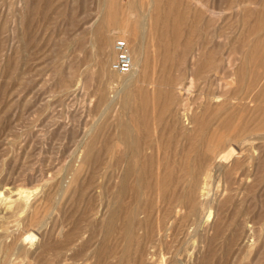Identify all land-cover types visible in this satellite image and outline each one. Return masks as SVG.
Listing matches in <instances>:
<instances>
[{"label":"rangeland","instance_id":"1","mask_svg":"<svg viewBox=\"0 0 264 264\" xmlns=\"http://www.w3.org/2000/svg\"><path fill=\"white\" fill-rule=\"evenodd\" d=\"M116 38L128 42L133 64L136 41L158 65L155 85L141 75L117 100L135 68L111 70ZM206 53L213 57L200 63ZM263 54L264 0H0V264H264ZM246 57L247 87L237 77ZM218 98L226 108L208 113L200 142L228 117L238 158L214 160L225 144L216 147L211 165L197 171L199 215L182 210L181 223L157 239L170 180L179 181L178 193L191 184L202 150L195 143L185 162L182 114ZM169 140L164 153L157 146ZM140 147L147 178L164 183L161 197L147 193L152 213L135 193L118 197L126 154ZM157 153L165 155L160 164L151 160ZM136 161L131 182L143 175ZM112 209L133 217H118L105 243Z\"/></svg>","mask_w":264,"mask_h":264},{"label":"bare ground","instance_id":"2","mask_svg":"<svg viewBox=\"0 0 264 264\" xmlns=\"http://www.w3.org/2000/svg\"><path fill=\"white\" fill-rule=\"evenodd\" d=\"M245 1L247 2L249 0H245ZM107 17H108V15H107ZM119 29H122V33L125 34V32H126L125 27L120 26ZM144 34H146V33H144ZM144 37H145V35L143 36V38ZM135 40H137V39H135ZM103 41L107 42L108 41V37H107V39L104 38ZM109 44L111 45L110 42H109ZM154 44H156V42ZM106 45H108V44H106ZM156 46H157V44H156ZM132 47H133L134 53H136L135 51H137V53L139 54V56H137V58L134 57V64H133V56H134V54L131 53V50H130V53H131V56H132V70H133V68H135V71L130 76H128V78H126V83L124 85V88H122V91H119L120 92L119 95H118V93L116 94L115 100L119 99L125 93V90L127 89V87L132 82L137 81L138 83H141V81H142V80H140V78H141L140 76L141 75L144 77L142 79H145L148 82L149 85L153 86V85H155L157 83V79H155L154 76H155V72H156V69H157L158 65L157 64H153L152 65L151 59H149V57L147 55H145L144 52H145V49H146V43L142 42V43L138 44V42L133 41L132 42ZM134 47H136L137 50H135ZM204 47H205V44H204ZM215 49H214V51H215ZM263 56H264V54L262 56H260V57H262V59L264 60ZM164 57L165 56L160 58V63L158 62L160 67H162V70H166V67H167V64L165 62V58ZM211 57H213V55L211 53H206L204 55L202 54L200 56V58H201L200 63H202L205 60L208 62L211 59ZM249 59H250L249 57H246L245 60H244V63L243 64L241 63V66H240V68L237 71L238 81H239L240 84L244 85L245 87H247L246 86L247 85L246 84L247 83L246 78H247V76H249L248 73L250 72L249 66H248V64L250 63ZM154 61H155V59H154ZM211 64H212V62H211ZM214 64H216V63H214ZM198 65H200V64H198ZM203 68H204V65L201 66L200 68L198 66V71L202 72ZM132 70H131V72H132ZM205 71H207V70H205ZM131 72H129V73H131ZM136 72H137V74H135ZM128 74H126V75H128ZM250 75H251L250 76V80L253 81V76H252L253 74L250 73ZM258 77H259V75H255L254 78L257 79ZM161 82H162L161 86H163V87H167L169 85V81L165 77H163ZM203 83H204V81H203ZM142 84H144V83H142ZM189 90H190V88H188L186 91L188 92ZM190 92H192V91H190ZM167 94H168V90L163 91V93L162 92L161 93L153 92V93H151L150 98H152V99H156L157 98L158 99V97L166 96ZM142 102L144 104V101H142ZM225 108H226V105L221 102L220 98H218L214 102V105L213 104H210V105H205L204 104L203 107H200L197 111H195L193 113L187 111L185 114H182V118H181V122H180L181 123V130L184 131V134L186 135V144H185L186 146L183 149V151H184L183 153H185V159H186L185 162H187L188 154L192 151V148H193L195 143H197V146H198L197 150H200L201 147H202L201 148L202 150H201V153L199 155H197L196 159L195 160L193 159L194 164H193V167L190 168V174L192 175L191 177L193 178L192 181H191V184H188V185L186 184V186L184 188L182 187L183 189L180 190V192L178 193L177 189H178L179 181L176 180V179L170 180L171 183L168 186V189L170 190V197H169L168 202H167V208L165 209L166 211L162 215L160 214V215L157 216L156 230L152 229L153 230V234L156 233L158 235L157 239H161L163 236H165L166 233L168 231H170V229H172L173 227H175L177 225V222L181 223V220L179 219L178 216H179V213L182 210H184V209L187 210V214L193 213V214H195V216L199 215V208H197V203H198V201H197V190L199 189V181L197 179V177H198L197 176V171L198 170L202 171L203 169H205L206 167L211 165V163H212L211 161L214 159V158L211 157V154H212L213 151H215L214 149H217L216 147H218V146L222 147L225 144L222 147L221 151L217 154V156H215L214 160H217L218 158H222L221 161H224V160H227V159H229V158H231L233 156H236L238 158V155H236V150L233 147V145H234L233 143H234V140H235L236 136L233 134L232 136H227L226 137V134H225V132H227L228 130H230L232 128L231 124L233 125V123H231V119H229L228 117H222L218 121V124H217L218 131H216V136L213 135V136H215V138L207 137V139L205 141V144H201V142H200L201 139L205 136V130L208 127H210L211 124H212V117L208 118V113L209 112L210 113L214 112V116H216L218 113L224 112ZM261 128L263 129L264 126L262 125ZM123 135L129 141L134 139V137H133L134 134L133 133L131 134L130 132H125ZM163 139L164 138L159 139V142L160 141L163 142ZM159 142L157 143V145H160ZM169 143H171V144H169ZM93 144H94V140L90 141L89 144L87 145V147H86L87 155L90 154V151L93 148ZM168 144L173 147V142L170 141V140L167 143L166 142L163 143L162 146H157V147L158 148H162L163 152L165 153V151L169 150V148H170V146H168ZM226 145H228L227 148H226ZM146 150L147 149L145 147H142V148L140 147L139 149H137V151H136V149L132 148V150H129L130 152H128L126 154V157H127L126 168H125L124 174L122 175V177L120 179V183H119V186H118V197H119V199L123 198L128 192L135 193V196L137 195L139 197V200L142 201L143 198H144L145 207H143V209H147L148 207H150L151 208L150 211L152 213V211L154 210L156 205H153V202H150L148 198L146 199L147 193H148V191L149 192L150 191H154V192H157V195L159 194L160 197H161V193H162V190L164 188V183H163V180H161V178H159V179L157 178L156 181H154V179L152 181H149V179L147 178V176H146V174H147L146 165L147 164H146V161H145V158L147 157L146 156ZM238 152L240 153V151H238ZM142 155H144V160L141 161L142 158H140V156L142 157ZM182 155H184V154H182ZM136 157L141 161V162L139 161L140 162L139 164H140V167L142 168L143 175L138 181H137V179H135L133 182H131L132 177L134 175L136 176V173H137ZM151 157H152L151 160L152 161L153 160H157L158 164H160V162H162V160L165 159V155L160 157V154H158V153L156 155L152 154ZM87 160H88V157H87ZM236 162H237V160H236ZM248 164H246V165H248ZM175 165H176L175 162L172 161L170 167H172L173 170H175V167H176ZM238 174H239V172H238ZM178 194H179V196H178ZM201 201H203V200H201ZM148 213L149 212H147V210H145V214H144L145 215V219H144V221L146 223L151 220V215L148 214ZM121 216H123L124 218H127V219L133 217L130 214H128V212H122V211H121ZM121 216L119 214V211H117L115 209H112V211L110 213V217L108 218L107 222L104 224V226H105L104 242L105 243L113 235V232H114L113 222L118 217H121ZM210 216H211V211H208V213L204 215L202 221L204 222L206 220H209V218L213 217V216H211V217ZM115 226H116V224H115ZM146 228H147V226H146ZM122 232H126V231H122ZM27 236L31 237L32 234H29ZM124 236H125V239L129 241L131 239L132 235H131V233H129L127 231V234L124 235ZM251 241H253V240H251ZM105 243L103 245L104 250H105ZM139 264H141V263H139Z\"/></svg>","mask_w":264,"mask_h":264},{"label":"built area","instance_id":"3","mask_svg":"<svg viewBox=\"0 0 264 264\" xmlns=\"http://www.w3.org/2000/svg\"><path fill=\"white\" fill-rule=\"evenodd\" d=\"M114 59L111 61L110 68L118 74H127L132 70V56L130 48L125 39L116 38L113 43Z\"/></svg>","mask_w":264,"mask_h":264}]
</instances>
